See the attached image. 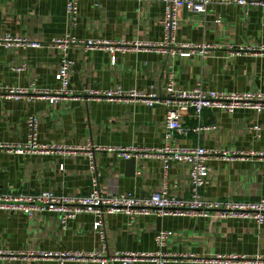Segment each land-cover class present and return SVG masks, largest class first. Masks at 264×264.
<instances>
[{
	"label": "crops",
	"instance_id": "crops-1",
	"mask_svg": "<svg viewBox=\"0 0 264 264\" xmlns=\"http://www.w3.org/2000/svg\"><path fill=\"white\" fill-rule=\"evenodd\" d=\"M248 2L250 0H247ZM72 22L66 0H0V36L26 38L37 46L0 45V194L37 195L42 191L69 196L86 195L94 179L105 195L147 197L165 187L170 196L190 197L188 165L169 162L167 169L154 153L123 158L95 147H203L236 154L207 160V182L201 198L256 201L264 197V112L236 109L227 114L205 109L199 120L192 110L180 121L188 133L172 132L165 139L166 106H147L132 99L89 97L88 92L140 90L163 96L169 74L178 89L197 83L213 90L264 92V54L247 47L264 44V8L247 3H219L204 12L180 11L174 41L213 48L187 57L166 56L156 49L121 47L164 40L160 1L80 0ZM219 19V21H217ZM73 36L109 47L85 48L57 41ZM248 49V50H247ZM72 61L67 89L54 103L33 89L59 88L55 73L64 54ZM5 89H23L10 94ZM37 123L33 128L30 118ZM198 125H214L200 132ZM34 141L40 152L15 153L3 145ZM59 146L60 148H56ZM89 147V148H88ZM92 153L93 158L89 157ZM95 216L80 213L62 223L55 212L28 216L0 209V252H114L185 255L162 264H208L198 259L235 254L244 262L264 264V223L216 216L138 215L104 216V239L93 229ZM167 231L163 245L156 236ZM256 258L262 259L254 261ZM0 264H59L54 258L0 255ZM63 264H98L66 261ZM120 264V263H115ZM130 264H154L142 259Z\"/></svg>",
	"mask_w": 264,
	"mask_h": 264
},
{
	"label": "built area",
	"instance_id": "built-area-1",
	"mask_svg": "<svg viewBox=\"0 0 264 264\" xmlns=\"http://www.w3.org/2000/svg\"><path fill=\"white\" fill-rule=\"evenodd\" d=\"M80 0H66V13L70 21H74L77 13V3ZM138 1H160L164 4V15L162 25L164 29V40L160 43H147L134 45L123 44L121 47L135 48H152L163 53L166 56L178 54L181 57H187L192 52L213 48L210 45H197L192 43H177L174 41L178 22L180 20V11L182 9L192 12H204L206 7L219 3H236L245 5L250 3L257 7L264 8V0H138ZM219 21V19H217ZM82 44L85 48L109 47L101 42L87 40L78 41L73 36L67 35V38L60 39L57 43L66 49L69 43ZM0 45L5 47L30 45L37 46V43H30L26 38L13 37L10 35L0 36ZM249 51L264 54V44L255 47H247ZM247 49V50H248ZM72 61L67 58L66 53L63 56L62 63L55 73V79L60 85L54 91L45 89H33L32 92L38 97L47 99L54 103L62 96H70L72 92L67 89L70 77ZM3 92H9L13 95L26 93L23 89H5ZM165 94L161 96L155 92L140 90L122 91L119 88L106 92H88L89 97H105L108 99H132L140 101L147 106L162 104L166 106L165 114V139L170 141L172 132L180 135L188 133V128L181 124V117L184 113L192 110L193 116L199 120L200 115L205 109H217L227 114H232L236 109H248L255 113L264 112V92H235L226 90H213L203 87L197 83L190 89H178L174 85L173 75L170 73L164 86ZM0 93L2 90L0 89ZM30 125L35 128L36 119H29ZM214 125H198L194 128L200 132L205 129H213ZM34 133L23 146L3 145L11 148L15 153L24 151L40 152L47 150L45 145H39L34 141ZM56 148H60L56 146ZM89 148V147H88ZM95 150L113 151L123 158L135 157L136 155L154 153L163 161L164 169H167L169 162L186 163L189 174L190 197L187 199L170 196L165 187L153 192L147 197H138L128 193L119 195H105L99 187L96 179L92 182V190L86 195L69 196L55 194L50 191H42L37 195H11L0 194V209L11 212H22L31 216L35 212L50 211L55 212L61 217L62 223L72 219L80 213H91L95 216L93 229L98 231L101 239H104L103 219L105 215L113 213H123L130 218L138 215H156L163 216H192V217H209L216 216L219 219L238 218L253 220L257 224L264 223V197L256 201H241L234 199L225 200H208L201 198L198 189L207 182L209 168L207 160L211 156H220L222 158L230 157L236 154L230 151H219L205 149L203 147H178L170 145L168 142L160 149H142L139 147H95ZM92 159V153L89 154ZM170 232L160 231L156 236L159 245H163ZM0 255L16 257H41L44 259L54 258L59 264L66 261H96L98 264H130L135 261L147 259L154 264H162L167 259L185 258L177 254L156 253H130L114 252L112 254L102 252H52L37 251L29 253H1ZM208 264H228L232 262H244L246 257L235 254L218 255L209 259H198ZM262 259L256 258L254 261Z\"/></svg>",
	"mask_w": 264,
	"mask_h": 264
}]
</instances>
